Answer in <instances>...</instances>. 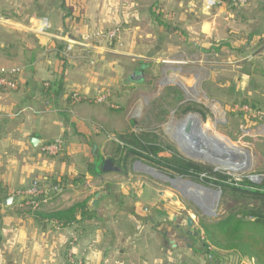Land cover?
Listing matches in <instances>:
<instances>
[{
    "label": "crops",
    "instance_id": "obj_1",
    "mask_svg": "<svg viewBox=\"0 0 264 264\" xmlns=\"http://www.w3.org/2000/svg\"><path fill=\"white\" fill-rule=\"evenodd\" d=\"M228 10L224 6L209 9L205 0H0V67L22 68L18 90L0 88V153L6 146L17 148L15 154H0V264H71V258L82 264H184L183 256L193 261L201 253L193 245L182 253L176 232L141 229L142 224L158 223L151 217L154 205L144 206L130 198L133 219L121 220L123 227L118 228L108 214L111 204L97 200L99 190L89 207L90 220L78 215L76 224L54 227L20 215L17 192L56 180L61 190L41 210L60 211L87 201L88 195L81 197L73 182L64 183L78 170L61 157L78 135L91 134L89 121L99 112L87 102L71 108L69 96L78 92L90 98L109 92L117 59L165 63L164 52L176 45L192 48L194 54L196 46L221 38L218 18ZM115 29L121 31L119 40L98 37ZM230 29L227 25L222 39ZM59 45L72 48L65 64L58 56ZM253 78L257 83L253 89L262 94L264 77ZM241 79L245 90L250 76L242 74ZM47 82L54 88L62 84L60 94H47ZM87 136L84 142L89 144L92 139ZM32 137L42 141L37 149L28 142ZM60 137L66 141L63 151L54 156L42 153L43 145ZM96 157L94 168L102 158L101 154ZM105 174L98 177L104 179ZM11 196L12 205L4 207L3 200ZM171 220L176 222L177 217ZM163 221L159 225L167 223Z\"/></svg>",
    "mask_w": 264,
    "mask_h": 264
},
{
    "label": "rangeland",
    "instance_id": "obj_2",
    "mask_svg": "<svg viewBox=\"0 0 264 264\" xmlns=\"http://www.w3.org/2000/svg\"><path fill=\"white\" fill-rule=\"evenodd\" d=\"M230 14L231 16L228 17ZM218 20L217 35L221 37L220 39L205 43L204 47L196 46L193 48L194 54L191 53L192 48L173 44L176 46H172L171 50L164 52L165 63L161 60L147 61L148 65L142 79L140 75L136 76L135 72H139L136 68L144 62L123 59H119L118 62L117 59L115 83L108 89L110 90L108 92L110 100L106 103L96 101V96L101 97L105 94L104 92L90 98L81 97L82 103L87 102L89 106L97 108L99 112L97 118L89 121L91 134L87 133L88 136H86L92 141L87 144L88 140L84 142L86 136L78 135L75 142L71 144V148L62 153L64 155L61 157L64 164L78 170L76 176L73 178L69 176L71 178L64 181L66 186L73 182L81 191V197L88 195L86 200L90 202V208L93 206V200H96V193L100 190L101 196L97 200L102 199L111 204L108 214L114 226L118 228L123 227L121 220L133 219L130 213L134 202H140L144 206L154 205L151 217L158 223L142 224L143 231L152 232L155 230L154 227H159L163 231L168 229L176 234H184L187 230L186 218L188 215L192 216L195 224L191 230L198 235L196 240L188 241V244L203 251L199 254L195 253L193 261L189 257L183 256L184 264H209L211 260L204 253L203 224L223 221L238 212L239 207L242 206V204L234 202L231 197H225L222 189L207 182V179L213 178L210 177L213 173L227 176L229 182L232 180L241 182L248 179L250 175H263L264 177V134H260V131L264 130L263 123L253 119L251 114L237 110L236 107L239 104L235 103L236 100H239L237 99L238 92L243 94H241L240 100L246 98L250 103L253 100L264 101V92L261 94L257 91L258 89H253L257 84L253 77H250L247 89H241V75L244 72H258L256 76L264 74V7L255 1L241 8L228 10ZM223 21L231 28L225 39L222 38L226 36L227 25L223 24ZM227 40H229L230 46H233L232 49L225 45ZM213 46H215L214 50L210 51ZM243 47L244 54L238 52ZM172 76L179 78V82L165 84L166 80ZM261 82L264 83V81ZM185 86L196 91L197 97L194 91L189 93L190 90ZM212 103L219 107L223 119L217 124H215L216 116L210 107ZM77 104L71 103V108ZM187 108H191V110L185 113L184 110ZM164 111H166L164 120L159 122L157 119L162 117ZM259 111L264 110L260 109ZM190 114L197 116L200 122L205 124L207 129L205 132L212 135L218 142L227 145L239 144L248 150L253 156L248 164V169L235 172L185 153L173 135L166 131V127L170 121H182ZM95 126H98L97 128L100 130ZM127 132L142 137L148 135L151 139L156 137L162 150L188 162L194 168L201 169L202 173L198 176L199 181L192 176L184 177L176 174L162 166L153 167L147 159H140L128 164L126 173L123 172L125 167H119L121 172L107 173L104 175V179L96 176L93 169L97 154H101L103 159L117 161L121 148L118 136ZM87 145L89 149L85 151ZM0 147L3 148V146ZM15 148L6 146L0 154H15L17 149ZM169 148H172L173 151ZM164 171L172 175L166 174ZM159 173L172 179L181 178L187 181V184L173 181L174 186ZM189 181L221 192L214 206L215 214L209 215L204 212L203 207L207 206L208 200L197 194L193 195L196 193L195 189L202 190V188L194 186ZM160 192H164V195H159ZM130 198L134 202H130ZM160 201L165 203L162 205ZM124 203L125 207L123 208L121 204ZM139 210L141 214L144 213L142 208ZM171 216L177 217V221L181 222L177 231L175 222L169 221ZM163 220L167 221L164 223L166 225L163 223L159 225V221L165 222ZM250 220L253 219L250 218ZM116 221L118 222L116 223ZM179 241L181 242L179 243L181 252L188 253L186 252L187 245L181 240ZM211 250L216 252L214 262L217 261L219 264H252L251 261L232 252L219 251L214 247H211Z\"/></svg>",
    "mask_w": 264,
    "mask_h": 264
},
{
    "label": "trees",
    "instance_id": "obj_3",
    "mask_svg": "<svg viewBox=\"0 0 264 264\" xmlns=\"http://www.w3.org/2000/svg\"><path fill=\"white\" fill-rule=\"evenodd\" d=\"M259 4L264 7V0H260ZM229 40L225 42V45L232 49L233 46H230ZM244 47L239 49L238 52L244 54ZM68 48V45H59L57 47L58 56L64 64L66 63L68 55L71 53L68 52ZM214 48L215 46H213L210 51L214 50ZM140 62L144 63H141L142 65L136 68L139 72L135 73H137L136 76L140 75L142 79V76L146 72L145 68L147 67L148 62ZM256 73L258 72H244V74L250 77H254V74L256 75ZM260 77H264V74L261 73ZM56 87L57 88H54L53 84L47 82V94H49L50 91H55L56 94H60L62 84H59ZM237 94V99L239 100H236L235 103L239 104L238 106H248L252 110H264L263 100H253L250 103L246 98L240 100L242 92H238ZM68 100L69 103H71V95ZM190 110L191 108H187L184 112L186 113ZM165 113L166 111L162 113V117L157 119L159 122L164 120ZM133 125H135L134 122ZM118 143L121 146V148L119 147L120 157L117 161L114 159L111 160L116 166L125 167V170L123 171L125 173L127 167H129L128 164H132L134 161L140 159H147L153 167L162 166L176 174L184 177L192 176L195 180L199 181L198 176L202 173L201 169L194 168L188 162L162 150L156 137L151 139L148 135L142 137L127 132L118 136ZM169 150L173 151L172 148H169ZM160 154L164 156H161ZM102 160L103 158H101L99 163L96 164V167L93 169L96 176H100L102 173ZM164 172L172 175L169 172ZM210 177L213 178L207 179V182L220 187L225 197H231L234 202L242 204V206L239 207L238 212L233 213L225 220L214 224H203L205 232L204 253L210 258V263H213L215 259L214 257H216V252L211 250V247H214L219 251L232 252L241 258L251 261L252 264H264V180L260 185H254L248 179L241 182L235 180L229 182V178L223 174L213 173ZM37 187L43 190H48L47 194L43 193L35 197L21 199L20 202L22 204L27 202H29V204L23 207L18 206L17 212L20 215H30L37 223L41 225L51 223L54 227H69L76 224L78 215H82L84 220L91 219L92 213L89 210L87 201L76 203L72 207L60 211L46 212L41 210L45 200L55 197L57 194V192L52 191L51 188L60 189L61 184L56 180H48L37 184ZM0 192H2L1 188ZM34 204L39 205V208L34 209ZM1 209L2 205H0V227L2 221ZM250 218L253 220H250ZM213 264L219 263L215 261Z\"/></svg>",
    "mask_w": 264,
    "mask_h": 264
},
{
    "label": "bare ground",
    "instance_id": "obj_4",
    "mask_svg": "<svg viewBox=\"0 0 264 264\" xmlns=\"http://www.w3.org/2000/svg\"><path fill=\"white\" fill-rule=\"evenodd\" d=\"M178 79L179 78H173L172 76V78L166 80L165 84L177 83L179 82ZM185 87L186 89L188 88V90H190L189 93H191V91H194L193 89L191 90L188 86ZM194 94L197 97L196 91H194ZM210 107L212 108L216 116L215 124L222 122L223 119L219 107L213 103L210 105ZM188 121H191L193 123V131L189 136L183 133L185 124ZM206 130L207 129L205 128V124L200 122V119L192 114L185 117V119L182 121L172 120L167 124L166 127V131L169 132V134L173 135V137L178 141L179 146L185 153L190 154L193 157L203 158L206 161L213 163L214 165H218V167L221 166L229 170L231 169L235 172L248 169V164L253 158L252 154L248 150H246L239 144H222L215 140L212 135L205 132ZM260 132L264 134V130H261ZM176 181H180L187 184V181H184L181 178H178ZM195 192L196 193H193V195L197 194L200 197L208 200L207 206L203 207L204 212L209 215L215 214L214 206L219 199L220 193H212L205 190L204 188H202V190L195 189Z\"/></svg>",
    "mask_w": 264,
    "mask_h": 264
},
{
    "label": "built area",
    "instance_id": "obj_5",
    "mask_svg": "<svg viewBox=\"0 0 264 264\" xmlns=\"http://www.w3.org/2000/svg\"><path fill=\"white\" fill-rule=\"evenodd\" d=\"M206 4L209 9L215 8V7H221L224 6L229 9L233 8H241L243 6H246L248 4H252L255 1H260V0H205ZM121 31L119 29L111 30V31H106L104 33H101L98 35L101 39L104 40H119L121 38ZM72 48H68V52H71ZM22 73V68L20 67H0V88L9 90V91H16L19 88V80L18 76ZM105 94L101 97L96 96V101L99 103H106L107 101L110 100V94L108 92H104ZM83 96L79 94L78 92H75L71 94V103L72 104H77L80 103ZM237 110L239 111H244L245 113H249L254 117L253 119L261 121L264 126V111H259V110H252L248 106H237ZM261 126V127H262ZM96 128L98 126H95ZM98 129V128H97ZM264 129V127H263ZM100 130V129H98ZM193 131V129H192ZM260 134H263L260 132ZM66 146V141L64 138L60 137L54 140L51 143L43 145L42 148V153L47 154L48 156H54L59 154L61 151L64 150V147ZM248 180L252 182L254 185H260L264 177L259 176V175H250L248 176ZM52 191H56L57 193L61 190V188H51ZM48 190H43L41 188H38L37 186H31L29 188L20 190L17 192V195L20 199H24L27 197H35L37 195L46 193L47 194ZM48 201V199L45 200V202ZM44 202V203H45ZM43 203V204H44ZM29 202L22 204L20 202L19 206L23 207L25 205H28ZM39 208V205L34 204V209ZM71 264H82L81 261L79 260H74L71 258Z\"/></svg>",
    "mask_w": 264,
    "mask_h": 264
},
{
    "label": "water",
    "instance_id": "obj_6",
    "mask_svg": "<svg viewBox=\"0 0 264 264\" xmlns=\"http://www.w3.org/2000/svg\"><path fill=\"white\" fill-rule=\"evenodd\" d=\"M208 8V6H207ZM183 133L187 136L191 135L192 133V122L191 121H188L186 124H185V127L183 129ZM29 144L31 145V147L33 149H37L41 144H42V141L39 140L38 138H35V137H32L29 139ZM103 173H108V172H112V171H115V172H119V168L116 167L114 165V162L111 160V159H105L103 161V168L101 170ZM160 176H163L165 178H167L169 180V182H173V181H176L178 178L176 179H172L171 177H168L164 174H161L159 173ZM191 184L197 186V187H201V188H204L205 190L209 191V192H212V193H217L219 192L221 194L220 191H216V190H213V189H210V188H205L203 187L202 185L198 184V183H195L194 181H189ZM173 184V183H172ZM160 195L163 196V192H160ZM98 197V195H97ZM14 201V196H11L5 200H3V206L8 208L12 205ZM97 204V201H94V205ZM195 224V221L193 219L192 216L188 215L187 218H186V227H187V230L190 232L191 231V228L193 227V225Z\"/></svg>",
    "mask_w": 264,
    "mask_h": 264
},
{
    "label": "flooded vegetation",
    "instance_id": "obj_7",
    "mask_svg": "<svg viewBox=\"0 0 264 264\" xmlns=\"http://www.w3.org/2000/svg\"><path fill=\"white\" fill-rule=\"evenodd\" d=\"M105 159H103L102 160V164H101V170H102V168H103V161H104ZM100 161V160H99ZM114 165H115V163H114ZM116 166V165H115ZM116 167H118V166H116ZM119 168V167H118ZM112 172H115V171H112ZM119 172H121V169L119 168ZM180 225H181V222L179 221H176L175 222V230L177 231V230H179V227H180ZM186 229H187V227H186ZM197 233L196 232H194L193 230H191L190 232L188 231V230H186L185 231V233L184 234H177V238L179 239V240H181L182 242H184L186 245H189L188 244V241H191V240H196L197 239ZM189 246H191V245H189Z\"/></svg>",
    "mask_w": 264,
    "mask_h": 264
}]
</instances>
